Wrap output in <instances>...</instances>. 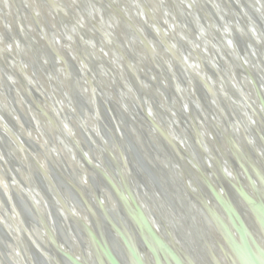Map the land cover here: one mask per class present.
<instances>
[{
	"label": "water",
	"instance_id": "obj_1",
	"mask_svg": "<svg viewBox=\"0 0 264 264\" xmlns=\"http://www.w3.org/2000/svg\"><path fill=\"white\" fill-rule=\"evenodd\" d=\"M8 1L14 14L0 0V40L16 49V65L24 77H14L0 54L6 83L0 99L7 97L27 133L48 135L37 115L49 122L50 151L62 155L66 170H59L34 140L21 138L15 117L1 118L0 102V123L5 126L0 128V173L7 184L0 185V264H80L77 249L93 264H190L158 234L160 226L172 236L168 207L182 243L177 246L194 249L198 262L215 264L227 255L225 264H264V44L254 34L258 28L264 36V0H157L159 11L164 16L168 12L174 26L190 38L178 49L166 33L161 32L162 41L147 26L143 17L151 13L144 0L127 1L142 7L146 31L125 16L118 1L69 0L76 3L73 9L66 0H36L41 22L52 31L50 39L76 57L64 62L48 50L49 66L38 40L23 27L22 8L16 0ZM101 19L122 24L115 38ZM33 24L38 39L47 42L40 22ZM198 25L212 35V43ZM88 39L102 56L89 52ZM122 40L128 41L131 58L122 52ZM196 49L208 54L199 56ZM29 53L36 57L32 64ZM194 54L204 71L212 69L216 85L220 80L214 66L223 67L224 61L233 67L235 82H224L231 100L212 93L191 70L185 58ZM120 77L128 91L119 88ZM148 84L158 94L151 93L152 99L144 88ZM239 84L253 92L260 111L243 102ZM238 110L245 111V121ZM250 124L251 135L244 130L246 141H238L234 129ZM74 171L93 194L94 204L68 180Z\"/></svg>",
	"mask_w": 264,
	"mask_h": 264
},
{
	"label": "bare ground",
	"instance_id": "obj_2",
	"mask_svg": "<svg viewBox=\"0 0 264 264\" xmlns=\"http://www.w3.org/2000/svg\"><path fill=\"white\" fill-rule=\"evenodd\" d=\"M5 1V3L9 6V8H10V11H12V13L14 14V10H13V5L11 6L10 5V3H9V1L8 0H4ZM72 2H73V0H71ZM114 1L116 2V1H118V3H120V5H121V7H122V10H123V13L125 14V16L128 18V19H130L133 23H135L138 27H142V28H144V30L146 31V28H145V26L142 24V21H141V15H140V12H142L143 10H142V7L140 6V5H134V4H131V3H129V1H127V0H110V2L111 3H114ZM16 2H17V4L20 6V8H22V10H21V14L23 15V17H22V20H23V27H24V29L25 30H28V32L33 36V38L35 39L36 38V41H37V43H38V45H39V47L41 48V52L43 51V55L45 56V59L47 60L46 61V64L49 66V63H48V61H50V57L47 55V52H48V50H50V52L52 53L53 51V53L52 54H57L59 57H60V59H62L64 62H74V61H76V57H75V55H73V54H71V52H66V51H64V47L63 46H61V44L59 45L57 42H53V41H56L55 39H53V41L50 39V35H52V31L49 33V31H48V28L46 27V25H44L43 23L44 22H41V20H40V18H39V12L37 11V6H39L38 4H37V2H36V0H16ZM144 2L146 3V5L148 6V8L150 9V13H151V16L149 17V16H146V17H143V18H145L146 19V21H147V26H149L150 28H154V31L156 30V31H158L157 33H159L160 34V37H162V41H163V36L161 35V32H164V33H166V39H167V41L170 43L171 42V44L174 46V47H176L177 49L179 48V46H183L184 45V43L185 44H187L186 42H188V41H190L189 39V37H188V35L185 33V32H183L181 29H179V28H177V27H175L174 26V23H173V21L171 20V18L168 16L169 15V13L167 12V13H165V16L159 11V5H158V2H157V0H144ZM179 2H180V0H179ZM238 2H240L241 4H242V1L241 0H238ZM65 3H67L68 4V6H70V1L69 0H66V2ZM185 3H188V2H185ZM184 3V4H185ZM76 3L74 2L73 3V5L72 6H70V7H72L73 9H75L76 7H74V5H75ZM188 8H190L191 9V15H195L196 14V11H194V10H192V8H191V6L189 5V4H185ZM178 6V5H177ZM26 8V10H24L23 8ZM77 12H78V10H77ZM78 15L77 16H79V12L77 13ZM224 14V13H223ZM222 14V15H223ZM145 16V15H144ZM224 17H225V15H224ZM74 19V21L75 20H77L78 19V17H76V16H74L73 17ZM36 20H38V22H40V27L43 29V32H44V34H45V36H46V39H47V42L45 41V40H42V39H38L39 37L36 35V33H34L35 31H36V29H35V27H34V22L36 21ZM71 21H72V19H70V23H71ZM101 21V26H103L104 28H105V30L107 31V33L111 36V37H114L115 38V36H116V31H117V29H118V27H120V28H122V24L121 23H119V22H115V23H112V25H108L107 23H105V20H100ZM78 22V21H77ZM125 24H124V22H123V27H125L124 26ZM15 27V26H14ZM70 27H72V26H70ZM198 27H200V25H198ZM29 28H31L32 29V31H30L29 30ZM254 28H256V27H254ZM230 29H233L234 30V32L236 31V29H235V27H230ZM116 30V31H115ZM140 30H142V29H140ZM198 30H202V28L200 27ZM256 30L258 31H256V33H254V34H256L257 36H258V40L259 41H261L263 44H264V36L262 35V37L261 36H259V34L258 33H260V30H258V28H256ZM143 31V30H142ZM202 33V35L204 36V38H207V40L210 42V43H212L213 42V40H212V35L211 34H208L207 32H205L204 30H202L201 31ZM143 33H145L144 31H143ZM93 35V34H92ZM211 35V36H210ZM2 36V35H1ZM52 37V36H51ZM93 39H95V37H94V35L93 36H91ZM113 38V39H114ZM159 39V38H158ZM166 39H164V41L166 40ZM160 40V39H159ZM123 41V44H119L120 45V47H121V50H122V52L124 53V54H126V57H130V50H129V44L127 43L128 41H124V40H122ZM161 41V40H160ZM166 41V42H167ZM203 41V40H202ZM88 42H89V45H87V48H89V52H91V54H93L94 56H96V54L97 55H100V56H102L103 54L97 49V46H96V44H95V42H93L92 40H90V39H88ZM159 42V41H158ZM158 42H156V44H160V43H158ZM161 45V44H160ZM208 46L210 45V44H207ZM103 46V48L105 49V51H106V53L107 54H109V52H108V50H107V48H106V46H104V45H102ZM160 47V46H159ZM211 47V46H210ZM210 47H208V49H210ZM53 50V51H52ZM139 50H141L142 51V49H139ZM128 51H129V53H128ZM204 51V52H203ZM17 51H16V49L12 46V45H10V44H8V43H6L5 41L4 42H1V40H0V54L1 55H3V57L4 58H6V60L8 61V65H10L9 67L13 70V72H14V77L16 76V77H18V78H21V77H24V75H23V70L22 69H20L17 65H16V59H17ZM195 53L196 54H198L199 56H201V54L203 53L204 55L206 54H208L207 53V51H205V49L204 50H202V49H200V50H198V49H196V51H195ZM29 55V58H28V63H30V64H32L33 63V58H36L35 56H33L32 55V53H29L28 54ZM198 55H193L192 57H188L187 56V58H185V61L188 63V65H189V67L191 68V70L195 73V74H197L202 80H204V81H206L207 82V84L208 85H210L211 87L210 88H212L211 89V92L213 93V92H215V94H217V96L219 95V97H220V95L222 96V97H224L223 99H227L228 101L229 100H231V90L229 89V86L227 85V83H224V82H226L227 80L229 81V80H233L232 82H235L234 80H235V74H236V72L234 71V69H233V67L231 66H229L226 62H224L223 61V63H224V65H223V67L222 66H220V65H215L214 67H215V69H216V71L218 72V76H216V79H218V80H220L219 81V83H217V85H218V87H219V84H220V88H218L217 87V85L215 84V81L213 82V80H212V75H211V71H212V69H210V71H208V70H206V71H204L202 68H201V66L199 65V61H198V59H197V56ZM48 56V57H47ZM167 57L166 58H169V56L168 55H166ZM49 58V59H48ZM131 58V57H130ZM188 61H187V60ZM106 60H108L109 62H110V60L108 59V58H106ZM43 62V61H42ZM102 63L103 64H107V63H105V61L103 60L102 61ZM61 65H63L62 63H60ZM114 65H115V67L117 66L118 67V69L119 70H122L121 72H125V74L127 73V71H126V69L125 68H123L122 66H120V65H118L116 62L114 63ZM105 66V65H104ZM141 65L138 63V65H137V67H138V69H139V74H141V77H145L146 76V74H145V72H144V70L140 67ZM104 72V71H103ZM103 72H101V73H103ZM113 73V72H112ZM252 73H253V76H257V74H256V72L255 71H252ZM225 75H227L229 78H227ZM100 76H102V79H104V81H106V82H108L107 81V78H105L102 74H100ZM106 77H108V78H110V80H111V82H112V79H114V78H112L111 77V75H107ZM123 77H125V79L127 78L129 81H130V78L128 77V76H125V75H123ZM28 79L31 81L32 80V77L31 76H28ZM145 79V78H144ZM46 80V79H45ZM119 81H121V82H123L122 84H120L119 85V88L120 89H126V90H124V91H128L129 90V88L126 86L127 85V83H125L123 80H122V77H120V79H118ZM146 80V79H145ZM215 80V79H214ZM147 81V80H146ZM131 82V81H130ZM114 83H116V81H115V79H114ZM6 83H5V81H4V77H3V75H2V73H1V68H0V88H4V87H6V85H5ZM27 84H29V83H27ZM56 85V84H55ZM231 85V84H230ZM58 86H60V84H58L57 85V87ZM105 87H106V89L107 90H110L111 92H112V87H109V85L107 84V83H105ZM145 88V90L147 91V97L148 98H151L152 99V94L154 95H158L157 94V91L156 90H154L153 88H152V86H150L149 84H148V86H145L144 87ZM238 88V91H239V93H240V96H241V99L243 100V102L246 104V105H252V107L253 106H255V107H257L258 108V110L260 111V103H259V101H257V99H255L256 98V96L253 94H250V93H253L252 91H250L249 90V88H248V86L246 85V84H239V87H237ZM15 89L19 92V93H22V89H21V87L20 86H18V85H16L15 86ZM67 89L69 90V89H72V86L71 85H68L67 86ZM113 93V92H112ZM152 93V94H151ZM119 98V97H118ZM112 99H113V97H112ZM158 99L160 100V102H159V104H162L161 106H163V108L164 109H167V105L165 104V102H164V100H163V98H161V96H158ZM116 101L119 103V105H121L122 106V104H120L121 103V101H119V99H117L116 98ZM0 102L2 103L3 102V104H2V107H3V111H4V114L1 112V118H3L4 119V117H6V116H8V117H10V116H12L13 118L15 117V121H16V126H17V128H18V132L20 131V134H21V138H24L25 140H28L29 141V139H32V140H34L37 144H39L41 147H43V148H45L47 151H48V153H49V156H50V158L52 159V161L57 165V167L59 168V170H61V171H65L66 170V162L63 160V157H62V155L60 154V153H52L51 151H50V142H49V139H50V135H49V129L51 128V126L49 125V122L42 116H39V115H37L38 117V125L41 127V128H43V129H45L46 130V132H47V134L48 135H45V134H40V133H38L37 131H32L31 133H27L25 130H23V128H22V126H21V123L19 122V120H18V118L14 115V113H13V111H12V109H11V107L9 106V103H8V99H7V97H3V99H0ZM44 105H46V104H44ZM47 107V110H49V112L51 113V115L53 116V118H55V114H53L54 112L51 110V107L50 106H48V105H46ZM120 106V107H121ZM53 107V106H52ZM128 108V107H127ZM122 109V108H121ZM123 109H124V106H123ZM122 109V110H123ZM240 110H238V113L240 114V116H241V118L243 119V121H245L244 119H245V116H243L244 115V113H245V111H242V112H239ZM202 125V124H201ZM7 126H9V125H7ZM3 127H5V126H3V124L2 123H0V128H2V129H5V128H3ZM202 127H204L203 125H202ZM17 128H14V129H17ZM252 128H253V125L252 124H250V125H246V127H242L241 129L240 128H235L234 129V135L237 137V139H238V141H246V137L244 136V130L245 131H247V133L248 134H250L251 135V133H252ZM14 129H12L13 131H15ZM258 130L260 129L259 128V126H258V128H257ZM169 130V133H170V131L171 132H173L171 129H168ZM204 130V129H203ZM207 134V133H206ZM207 136H208V134H207ZM208 139L211 141V143H212V145H215V143L212 141V139H210L209 137H208ZM226 146V145H225ZM224 146V147H225ZM227 147V146H226ZM53 149V148H52ZM54 150V149H53ZM16 154H17V157H18V159L20 160V161H22V162H24V160H25V158L23 157V156H21V154L20 153H18V152H16ZM40 162L42 163V165L45 163L44 162V159L43 158H41L40 159ZM44 166V165H43ZM0 172H3L2 171V169H0ZM64 173V172H63ZM76 175V171H74V174L72 175V176H70V178H68V180L74 185V186H76L77 188H80L82 191H83V193H86V195H88V199L90 200L89 202L91 203V202H93L92 204H94L95 202H94V200H93V194L92 195H90V192H89V190L87 189V187H85V183H83L82 185H81V179L80 180H78V176L76 177L75 176ZM0 185L3 187V188H6V181H5V178H4V176L2 175V173H0ZM84 185V187L86 188V189H84L82 186ZM85 191V192H84ZM260 196H262V198L264 197L263 196V194H262V192L260 191ZM93 196V197H92ZM154 207H157L158 205H157V202L155 203L154 202ZM103 208L106 210V212H108L109 211V206L108 205H106V204H103ZM171 209L168 207L167 208V210H166V215H168L169 217V219L171 218V223L172 224H170V225H173V226H171V228H170V234L172 235L171 236V238H168V234L163 230V229H161L160 228V226H159V228L157 229V231H158V234H159V236L161 237V239L165 242V244H167V246L169 247V248H172V249H174V251L176 250L177 251V249H178V253L180 254V255H182L183 257L185 256V257H187L188 258V260H189V262H190V264H199L200 262H198L195 258V256H194V253H192L193 251H194V249H193V251L192 250H190L189 248H187L186 246H177L179 243L182 245V243L180 242V238H179V235H178V233L175 231V227H174V225H175V222L173 221L174 219H173V215L171 214ZM81 215L83 216V218L84 219H87V217H88V215L86 214V213H84V212H81ZM197 213L196 212H194V214H193V216L194 217H197ZM169 224V223H168ZM174 231V232H173ZM176 233V234H175ZM37 234V233H36ZM167 234V235H166ZM38 235V234H37ZM178 247V248H177ZM227 252L229 253V251L227 250ZM75 255H76V259H77V261L80 263V264H93L92 263V261L91 260H89V261H84V259L82 258V254H81V252L77 249L76 251H75ZM221 256H223L222 258H226V256L227 255H221ZM221 257H219L218 258V261H216L215 260V264H225V261L226 260H224V259H222ZM231 258H232V256H231ZM227 262V261H226ZM203 262H201L200 264H202ZM187 264H189V263H187Z\"/></svg>",
	"mask_w": 264,
	"mask_h": 264
}]
</instances>
